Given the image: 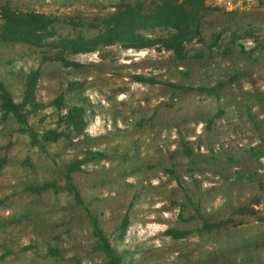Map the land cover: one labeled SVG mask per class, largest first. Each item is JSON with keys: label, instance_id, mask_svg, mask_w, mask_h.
Listing matches in <instances>:
<instances>
[{"label": "trees", "instance_id": "trees-1", "mask_svg": "<svg viewBox=\"0 0 264 264\" xmlns=\"http://www.w3.org/2000/svg\"><path fill=\"white\" fill-rule=\"evenodd\" d=\"M111 9L112 11L105 14L93 16H85L82 13L57 15L22 10L12 5L11 0L6 2L0 0V49L4 50L3 54L6 55L2 56L0 67H7L13 63L14 57L8 55L15 48L26 49L39 58V66L36 69H30L20 76L21 89L18 101L9 87L0 80L1 122L11 121L16 126L15 132L27 137L29 145L37 148L40 154L46 153L47 147L58 142H63L66 148L89 144L94 139L85 134L89 117L85 106L88 100L83 97L89 84L86 79L79 82L66 80L60 83L56 96L50 103L58 112L61 130L56 127L38 134L29 123L31 116L40 114L45 108L37 99L42 66L57 65L62 69H69L71 74L89 69L102 71L105 68L103 64L82 65L73 62L71 57L102 51L116 45L136 51L152 48L157 52H168L171 66L165 69V73L171 76L167 80L161 81L160 76L156 75L130 76L131 82L142 86L160 85L162 95H165L167 100L160 102L153 114L148 117L143 114L146 107H142L140 103L136 102L132 107L131 102H121L118 105L131 108L125 120L130 117L135 119V114L140 112L142 117L137 123L132 119L135 127L146 128V124L149 123L150 133L153 132L154 139H157L162 131L154 129L159 125L155 119L160 109L180 108L182 101L191 94L205 99H215L220 105L216 112L212 115L201 114L194 122H203V132L209 133L217 127L219 120L225 119L230 122V117L226 116L229 111L233 114L231 121L236 118L233 123L238 119L243 121L246 125L245 130L249 131L258 143L247 149H235L244 157L247 169H239L233 179L243 181L255 187L257 193L264 194V173L260 172L264 169L260 161L264 158V92L252 85L254 82L249 91L242 88V83L250 82L255 76L247 72L246 65H252L251 68L257 67L255 65L264 61V29L253 28L249 23L239 21L236 11L226 12L223 8L209 5L207 0H118ZM206 30L210 31L208 40L204 38ZM149 34L156 36L150 38ZM246 42H251L252 45L246 48ZM193 43L200 44L201 48L194 50L190 55L187 46ZM218 56L221 58L220 62L216 59ZM101 59L106 60V56L102 55ZM221 60L227 61L226 66L221 64ZM181 67L184 68L180 69ZM170 77H174L175 81L172 82ZM124 91V88L115 89L109 100L111 101V97L116 93ZM145 102L148 104L149 101ZM174 127L178 143L174 151L164 155L163 158L168 165L162 169L145 164L138 159L137 154L134 156L123 154L118 165L109 169L101 166L89 171L86 169L89 164L100 165L101 161L111 164L116 157L113 156L112 159L108 153L86 149L82 152V158H74L63 165L60 171L63 186L49 179L37 184L21 181L22 191L14 190L12 194L1 199L0 207H5L8 200L22 192L42 197L50 192L57 194L63 191L74 205L82 210L83 217L78 219L79 249L83 251L86 245L89 254L98 258V264H127L126 253L118 252L111 245L102 228L107 200L97 198L96 201L100 204L92 208L94 203L86 202L74 179L97 175L101 184L95 188L105 185H116L120 188L126 178L136 176V173H149L154 170L152 176H155L162 171L176 180L178 188L174 191L181 194L180 201L170 202V205L178 209V219L176 227H170L164 232L166 237L176 242L196 237L204 244H211L213 250L207 254L214 253L220 257V264H258L253 258L246 257V254L249 248L256 247L258 241H264V231L244 237L242 234L238 235L240 232L238 229L242 226L241 221L235 220L233 216L216 219L212 213H206L200 204L202 180L194 177L196 173L199 177L205 173L200 169L201 163L216 165L220 157L233 161L230 154L233 150L222 146L215 150L213 145L209 144L210 141L204 140L207 138L204 136L202 138L200 134L196 135L194 142L188 141V136L195 134L194 129H190L189 126L166 124L165 129L170 130ZM204 148L205 152H201ZM135 161L136 165L131 166V162ZM8 162L6 155L0 154V174ZM127 162H130V166L126 165ZM179 162H186L185 174L190 180L189 183L177 174ZM19 165L34 175L32 171L35 165L29 156ZM142 166L147 167V170L141 169ZM126 186L136 188V185L132 184ZM258 197L254 196L249 204L233 209V214L240 217L256 216V221L264 226V217L257 216L254 210V206L259 203ZM133 201L130 206L134 204ZM130 223V216L126 212L115 227V240L119 242L123 240ZM0 228H3L1 223ZM32 247L33 245L28 246L24 250L33 249ZM45 247L41 255L43 260L59 262L64 259L57 246L46 244ZM3 257L1 259H4ZM69 262L82 264L79 253L73 254Z\"/></svg>", "mask_w": 264, "mask_h": 264}, {"label": "rangeland", "instance_id": "rangeland-1", "mask_svg": "<svg viewBox=\"0 0 264 264\" xmlns=\"http://www.w3.org/2000/svg\"><path fill=\"white\" fill-rule=\"evenodd\" d=\"M6 1L10 0H1V2ZM117 1L11 0V3L22 10L57 15L82 13L85 16H93L112 11L111 7ZM207 3L223 8L226 12L236 11L239 21L249 23L253 28L264 29V0H207ZM155 36L156 34L148 35L150 38ZM209 36L210 31L206 30L204 38L208 40ZM245 47L249 48L250 45L246 42ZM199 48L201 45L195 43L187 46L190 55ZM3 53L4 50L0 49V61L3 59ZM102 55L106 56V60L101 59ZM8 56L14 57V61L7 67H0V80L9 87L15 100L18 101L21 89L20 76L30 69H36L39 66V58L23 48L11 50ZM169 56L168 52H157L152 48L136 51L116 45L102 51L71 57L73 62L82 65L103 64L105 68L102 71L89 69L71 74L69 69L44 64L42 78L38 83L37 99L45 105V108L40 114L31 116L29 123L38 134L56 127L61 130L58 112L50 106V103L55 98L60 83L66 80L79 82L86 79L89 84L85 88L83 97L88 100L85 106L89 117H87L85 134L94 141L70 148H66L63 142H58L47 147L46 153L40 154L37 148L29 145L27 137L15 132L16 126L11 121L0 120V154L6 155L9 160L0 174V200L12 194L14 190L21 192V181L37 184L49 179L63 186L60 178L63 165L74 158H82V152L86 149L108 153L112 159L113 156L116 157L111 164L106 161H101L100 165L89 164L86 167L89 171L101 166L106 169L112 168L118 165L123 154L130 156L137 154L138 159L145 164L162 169L168 165L163 158L164 155L174 151L178 143L175 127L167 130L166 124H178L180 127L185 125L194 129L195 134H190L188 141L194 142L196 135L200 134L202 138L203 136L207 138L204 140L210 141L209 144L213 145L215 150L221 146L233 150L230 153L233 161L220 157L216 165L201 163L200 169L205 173L200 177L198 173L194 175L202 180L200 204L206 213H212L216 219L233 216L235 220L241 221L242 226L238 229L240 230L238 235L247 237L263 232L264 226L256 221V216L240 217L233 214V209L249 204L253 197L258 195L259 203L254 206V210L257 216L264 217V194L257 193L255 187L243 181L238 182L233 179L239 169H247L244 157L235 149H247L258 143L257 139L245 130L246 125L243 121L238 119L233 123L236 118L231 121L233 114L229 111L226 113V116L230 117L229 123L221 119L212 132H203L204 123H195V118L201 114H214L220 105L213 98L205 99L196 94L184 99L180 108L158 111L155 121L159 125L154 129L162 131L157 139H154L153 132L150 133L149 123L146 124V128L135 127V123L142 117L140 112L135 114V119L130 117L125 120L131 108L118 105L121 102H131L132 107L136 102L140 103L142 107H146L143 114L148 117L153 114L160 102L167 100V97L162 95L160 85L142 86L131 82L130 76L156 75L160 76L161 81L167 80L171 76L165 73V69L171 66ZM216 59L220 62L221 58L218 56ZM226 62L221 60L223 66H226ZM251 66L248 64L245 69L255 76L250 82L242 83V88L249 91L254 82L252 85L264 92V61L255 65L257 67L251 68ZM182 68L184 67L180 69ZM170 78L172 82L175 81L174 77ZM118 88H124L125 91L116 93L110 101L113 91ZM145 100L149 101L148 104ZM201 152H205V148ZM28 156L35 165L32 171L34 175L19 165ZM260 161L264 165V158ZM129 163L127 162L126 165L135 166L137 162H131L130 165ZM186 168V162H179L177 174L189 183L190 180L185 174ZM141 169L146 171L147 167L142 166ZM153 172L154 170L149 173H136V176L126 178L120 188L116 185L95 188L101 184L97 175L76 177L74 181L86 202L94 203L92 208L100 204L96 201L97 198L107 200L102 228L111 245L118 252L126 253L127 264H220V257L214 253L207 254L213 250V245L204 244L196 237L176 242L164 235L168 228L177 225L178 209L170 205V202L180 201L181 194L179 191H174L178 188L175 179L162 171L152 176ZM260 172L264 173V169ZM126 184L136 185V188H128ZM193 190L194 188L191 189ZM132 201L134 204L130 206ZM126 212L130 216L131 223L123 240L119 242L115 240L114 230ZM81 217H83L82 210L77 208L63 191L57 194L50 192L42 197H34L23 192L13 196L6 202L5 207H0V223L3 225V228H0V264H71L69 258L76 253L81 256L82 264H98V258L89 254L86 245L83 251L77 245L78 219ZM57 236L60 238L57 239ZM45 242L57 246L64 259L59 262L43 260L41 255L46 249ZM32 245L33 249L24 250ZM2 257L4 259H1ZM246 257L253 258L258 264H264V241H258L256 247L249 248Z\"/></svg>", "mask_w": 264, "mask_h": 264}, {"label": "built area", "instance_id": "built-area-1", "mask_svg": "<svg viewBox=\"0 0 264 264\" xmlns=\"http://www.w3.org/2000/svg\"><path fill=\"white\" fill-rule=\"evenodd\" d=\"M247 44H248V45H250V46L252 45V43H251V42H247ZM201 151H202V149H201Z\"/></svg>", "mask_w": 264, "mask_h": 264}]
</instances>
